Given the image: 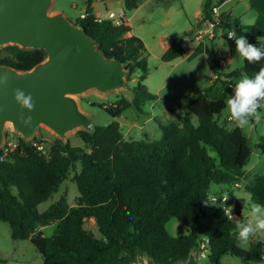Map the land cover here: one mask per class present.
<instances>
[{
  "label": "trees",
  "instance_id": "obj_1",
  "mask_svg": "<svg viewBox=\"0 0 264 264\" xmlns=\"http://www.w3.org/2000/svg\"><path fill=\"white\" fill-rule=\"evenodd\" d=\"M85 1L81 12L85 15L75 22L85 27L108 57L124 62L128 79L142 71L134 95L104 108L110 122L94 123L92 131L78 130L88 150L80 151L56 138L46 154L33 139L20 136L15 150L0 160V221L9 223L12 238L30 240L44 264H133L140 254L150 255L155 264H177L198 248L204 236L210 239L207 264H221L224 255L239 257L245 264H263L264 240L255 238L248 248L239 247V222L228 218L221 203L209 210L204 200H209L212 183L239 186L243 180L252 200L264 204V174L253 184L244 179L252 154L248 136L243 128L227 127L216 118L234 90L231 78L242 72L254 77L264 68V59L255 63L244 59V65L229 72L225 80L217 77L211 87L221 80L222 92L216 99L201 97L197 123L189 111L193 104H188L181 122H159V139L127 140L115 119L131 106L143 112L146 103L156 99L144 82L148 73L146 46L139 36L128 34V24L97 20L95 0ZM139 2L124 0V6L133 10ZM213 5L205 0L204 20L210 17ZM227 20L225 12L220 26L227 27ZM245 27L251 32L249 43L259 47L258 37L264 41V14ZM184 53V45L175 38L162 59L173 60ZM45 57L43 49L16 44L0 48V64L18 70L30 69ZM207 147L216 156L209 154ZM259 147L264 152V135ZM78 162L80 169L73 177L80 192L78 204L69 206L64 194L39 211L38 204L58 190ZM91 217L99 236L91 235L84 226ZM171 218L186 224L188 232L169 234ZM49 224H55L54 232L46 236L39 227Z\"/></svg>",
  "mask_w": 264,
  "mask_h": 264
},
{
  "label": "rangeland",
  "instance_id": "obj_2",
  "mask_svg": "<svg viewBox=\"0 0 264 264\" xmlns=\"http://www.w3.org/2000/svg\"><path fill=\"white\" fill-rule=\"evenodd\" d=\"M204 2L205 0H140L136 9L127 10L124 0L94 1L96 10L102 15L105 14L106 9L117 12L118 9L123 8L126 16L130 17L132 29L144 41L147 50L148 73L144 82L148 89L156 95V99L147 102L143 112L131 106L115 119L123 126L125 139L149 141L159 139L162 136L159 122H181L188 104H193L192 110L187 109L193 121L197 123V111L201 106V97L216 99L222 92L221 80L211 87L216 78L221 77L225 80L229 72L244 65V58L237 53L235 39H228L226 34L233 30L234 35H243L248 40L251 32L245 25L253 23L258 14H264V0H211L212 4L222 2V9L227 12L228 26L218 29L215 39L202 38L208 51L201 47L193 48L198 40L194 37L198 21L201 19L199 28L206 25L202 18L205 13ZM85 6V0H53L50 11L52 13L62 11L69 19L75 21L81 12H84ZM235 17L240 19L239 24L234 22ZM186 34H189L190 40L185 39ZM175 38L184 45L186 52L176 59L165 61L162 59L164 45ZM5 53V50L1 51V54ZM219 54L224 55L221 60L223 64L217 58ZM141 73L142 71L138 70L131 79L127 78V85L120 89L108 93L91 89L76 96L81 108L91 116L93 124L111 121V116L105 114L104 108L115 105L121 98L131 99L134 95L133 87L136 79ZM245 75L247 74L242 72L234 75L231 80L236 84ZM233 94L234 90L228 94L227 99ZM261 113L259 122L252 119L248 126L243 127L252 148L251 159L245 165L244 179L251 184L264 174V152L259 147L260 138L264 135V109ZM216 118L218 122L227 127L237 125L232 120L227 107ZM78 130L75 129L68 133V142L80 151L88 150ZM20 136L13 131L10 123L6 125L5 139L19 144ZM56 138L59 137L47 126L42 125L40 131L32 139L35 143L43 145L40 150L49 154ZM61 141L66 143L64 140ZM207 151L216 156V152L210 147H207ZM79 169L80 163L78 162L75 167L71 168L58 190L53 192L47 200L38 204L39 211L46 210L64 194L67 196L69 206L78 204L80 192L73 177ZM243 182L241 180L239 186L212 183L209 189L208 209L211 210L221 203L228 218L237 222L244 220V213L249 211V205L254 201L246 191ZM84 226L91 235H100L93 217L87 219ZM54 227L55 224H49L39 227V230L43 231L46 236H51ZM167 231L173 236H181L188 232V228L179 219L171 218L167 222ZM248 247L249 244L246 248ZM200 261L201 264H207L205 259ZM0 264H44V261L41 253L30 240L12 238L9 223L0 221ZM221 264L245 263L239 257L224 255Z\"/></svg>",
  "mask_w": 264,
  "mask_h": 264
},
{
  "label": "water",
  "instance_id": "obj_3",
  "mask_svg": "<svg viewBox=\"0 0 264 264\" xmlns=\"http://www.w3.org/2000/svg\"><path fill=\"white\" fill-rule=\"evenodd\" d=\"M53 0H0V47L16 44L22 48L43 49L44 60L32 68L18 70L0 64V73L10 77L0 87V151L6 125L27 141L47 126L61 140L75 129L93 130V120L76 96L96 89L102 93L127 85L129 70L117 57H108L83 25L69 19L62 11H50ZM15 88L31 94L36 102L31 127L19 119L20 105L13 95ZM133 264H155L148 254L138 255ZM177 264H201L196 249Z\"/></svg>",
  "mask_w": 264,
  "mask_h": 264
},
{
  "label": "clouds",
  "instance_id": "obj_4",
  "mask_svg": "<svg viewBox=\"0 0 264 264\" xmlns=\"http://www.w3.org/2000/svg\"><path fill=\"white\" fill-rule=\"evenodd\" d=\"M228 37L235 39L237 53L249 63L259 62L264 59V41L258 37L259 47L249 43L243 35L236 36L233 31L227 33ZM10 77L0 73V87L9 84ZM14 99L20 105V121L31 127L33 117H25L23 110L34 111L36 102L33 96L26 94L21 88L13 90ZM232 120L237 126H248L252 119L257 122L261 119V110L264 109V68H261L254 77L242 76L234 86V94L226 100ZM245 219L236 225L239 247L246 248L249 242L255 238L264 240V204L251 202L249 211L244 213Z\"/></svg>",
  "mask_w": 264,
  "mask_h": 264
},
{
  "label": "built area",
  "instance_id": "obj_5",
  "mask_svg": "<svg viewBox=\"0 0 264 264\" xmlns=\"http://www.w3.org/2000/svg\"><path fill=\"white\" fill-rule=\"evenodd\" d=\"M226 11L222 9V3L219 4H215L213 5L211 11H210V17H208L205 20L206 25L204 27H201L200 29H198L195 37L197 39H202L203 37H210V38H214L216 36V31L218 29L221 28V23H222V19H223V13H225ZM85 14H81L82 17H84ZM97 20H102V19H109L112 21V23L114 25H121L122 23H127V16H126V12L124 11L123 8L118 9V11H113V10H108L106 9L105 14L104 15H97L96 16ZM233 31V30H230ZM229 32V31H228ZM234 32V31H233ZM226 37L228 39H231L228 37V35L226 34ZM222 56H224L223 54H219L218 60H220V63L223 64L222 60ZM226 58V57H224ZM38 147V149H41L43 147L42 144H38L35 143ZM18 146L17 142H14L12 140H7L4 139V142L2 144V148L0 151V160H4L6 158V156H8L12 151L15 150V148ZM204 204H208V200H204ZM209 243H210V239L207 236H204L199 243L198 248H196V256L199 259V261L201 259H207L208 255H209ZM201 263V261H200Z\"/></svg>",
  "mask_w": 264,
  "mask_h": 264
},
{
  "label": "crops",
  "instance_id": "obj_6",
  "mask_svg": "<svg viewBox=\"0 0 264 264\" xmlns=\"http://www.w3.org/2000/svg\"><path fill=\"white\" fill-rule=\"evenodd\" d=\"M93 7H94V11H95V14L96 15H102L99 11H97L96 10V8H95V6H94V2H93ZM136 9V8H135ZM227 13V12H226ZM203 17V19H204V14L202 15ZM127 24L130 26V31L128 32V34H135V32H134V30L132 29V27H131V23H130V21H129V19H130V17H127ZM235 19H237V20H239V23H240V19L239 18H237V17H235ZM201 20V19H200ZM200 20L198 21V23H197V28L194 30V37H195V35H196V33H197V31H198V29H200L199 27H198V25H199V22H200ZM206 20V19H205ZM205 20H204V24H205ZM136 35V34H135ZM196 38V37H195ZM185 39H187V40H190L191 38H190V36H189V34H186L185 35ZM197 39V38H196ZM215 39V38H214ZM213 39V40H214ZM249 40V39H248ZM170 44H171V41H169V42H167V43H165V45H164V52H165V50L170 46ZM199 47H201V48H204V49H206V51H208V47L206 46V44H205V42L202 40V39H198L197 40V44L196 45H194V49H197V48H199ZM185 52H186V48H185Z\"/></svg>",
  "mask_w": 264,
  "mask_h": 264
}]
</instances>
